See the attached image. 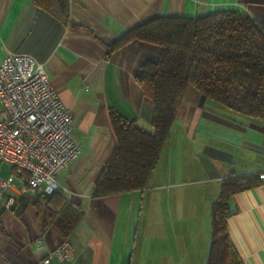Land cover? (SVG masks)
<instances>
[{
  "label": "crops",
  "instance_id": "obj_1",
  "mask_svg": "<svg viewBox=\"0 0 264 264\" xmlns=\"http://www.w3.org/2000/svg\"><path fill=\"white\" fill-rule=\"evenodd\" d=\"M218 10H238L264 20V0H69L67 23L34 0H0V65L15 52L32 54L42 62L73 114L72 135L81 146L56 182L66 198L82 203L85 215L68 238L73 258L62 261L53 255V264H206L211 204L221 180L232 173L264 174L263 120L216 109L190 88L187 95L192 100L187 105L185 97L176 120L182 131L171 133L147 187L104 197H94L93 190L117 145L110 109L152 128L153 103L137 76L143 62L157 60L161 51L159 45L133 40L108 57V45L162 14L194 17ZM215 110L228 115L218 116ZM201 115L231 123L241 132L251 130L254 136L217 130V147L213 140L198 141L196 146L199 128L213 135V127L201 125ZM247 151L252 154L244 158ZM238 157L246 163L237 165ZM43 192L40 188L21 195L15 207L0 209V264H40L65 240L56 225L44 219ZM232 203L238 208L228 218L233 243L245 264H264V183L237 193ZM152 209L156 217L151 216ZM141 227L145 234L156 229L172 250L145 256L140 251L136 258L132 237L134 241ZM182 238L192 241L194 248L188 252L174 248Z\"/></svg>",
  "mask_w": 264,
  "mask_h": 264
},
{
  "label": "trees",
  "instance_id": "obj_2",
  "mask_svg": "<svg viewBox=\"0 0 264 264\" xmlns=\"http://www.w3.org/2000/svg\"><path fill=\"white\" fill-rule=\"evenodd\" d=\"M34 2L58 20L69 21V0ZM133 40L161 48L158 59L145 60L137 76L153 103L152 128L110 109L117 145L95 184L94 197L147 187L190 88L212 107L264 121V20L238 10L194 17L162 14L127 30L108 45L106 55ZM263 183L258 173H232L221 180L211 204L206 264H245L229 232L228 218L238 211L232 199ZM42 195L44 219L68 239L85 215L82 203L69 200L58 188Z\"/></svg>",
  "mask_w": 264,
  "mask_h": 264
},
{
  "label": "built area",
  "instance_id": "obj_3",
  "mask_svg": "<svg viewBox=\"0 0 264 264\" xmlns=\"http://www.w3.org/2000/svg\"><path fill=\"white\" fill-rule=\"evenodd\" d=\"M73 125V114L44 64L29 53H8L0 65V209H12L21 195L57 188L58 174L81 151ZM37 245L42 246L41 239ZM73 254V244L65 239L40 264H53V255L65 261Z\"/></svg>",
  "mask_w": 264,
  "mask_h": 264
},
{
  "label": "rangeland",
  "instance_id": "obj_4",
  "mask_svg": "<svg viewBox=\"0 0 264 264\" xmlns=\"http://www.w3.org/2000/svg\"><path fill=\"white\" fill-rule=\"evenodd\" d=\"M186 104H190V101L192 100V96L191 95H186ZM186 105V106H187ZM216 108V107H214ZM217 109V108H216ZM225 111H228V112H236V111H233V110H228L226 109ZM215 113H218V116L219 115H228V114H224L223 111L221 113L217 112V110L214 111ZM234 114H239L241 116H245L243 114H240V113H234ZM200 119V122H201V125L203 126H206V127H213V135L208 132L207 130H203V129H200L196 131V138H197V142H196V146L198 144V141L200 143H203V142H209V143H212L211 141H207V140H213V146L217 147V136L214 134L215 131H220V132H225L229 135H233V136H238V137H245V138H249V137H252L254 136V133L253 131L249 130L248 132H241L242 130H239L237 128V126H233L231 123H224L222 122L221 120L215 118V117H209L207 115H201V117L199 118ZM177 120V119H176ZM178 121H176L173 125V128L171 130V133L173 136H176V134L178 132H181V128L177 125ZM210 145V144H208ZM211 146V145H210ZM220 147H222L223 145L219 144ZM164 151V149H163ZM202 152V151H201ZM163 153V152H162ZM245 154V157H248L250 154L249 151L247 152H244ZM173 157H175V154H174V151H173ZM244 158H240L238 157L236 159V163L237 165H242V163H246V159ZM176 159V157L174 158ZM209 159H212L211 157H209ZM213 160V159H212ZM159 163V161H158ZM157 163V165H158ZM156 165V167H157ZM263 166V165H262ZM155 167V168H156ZM155 170V169H154ZM8 166H4V170H3V174L4 175H7L8 174ZM149 201V199H146V202ZM202 205H204V202L202 203ZM138 209H140V204L138 206ZM203 209H204V206H203ZM149 210V209H148ZM139 211L137 212L138 216H139ZM146 206L144 207L143 211H142V214H141V217L140 219H144L145 215H146ZM151 216L153 217H156L157 214H156V211L154 209L151 210ZM155 227H158L157 225H152ZM156 229H153L151 231H148L146 234L143 232V228L141 227L140 231L138 232V234L136 235V237L134 236V241H133V237H132V242H133V246H132V251L134 250L135 251V255H136V258H139V253L141 251V253H143V256L149 254V253H155V254H158L160 251H170V249L172 250V247L170 245L169 242L166 241L165 238H162L161 240L158 238V236L156 235ZM165 233V232H163ZM163 236V235H162ZM131 242V243H132ZM132 245V244H131ZM174 248L176 249H180V250H183L185 252H188L189 250H192L194 248V245H193V242L192 241H188L186 239H179V240H176V242H174ZM142 256V257H143ZM201 259V255L197 258L196 262L198 260ZM143 260V259H141ZM197 264V263H196Z\"/></svg>",
  "mask_w": 264,
  "mask_h": 264
}]
</instances>
